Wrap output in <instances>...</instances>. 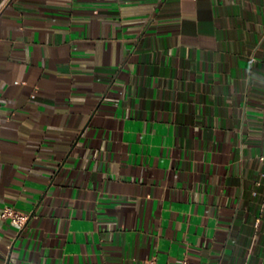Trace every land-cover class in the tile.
Here are the masks:
<instances>
[{
	"label": "crops",
	"instance_id": "1",
	"mask_svg": "<svg viewBox=\"0 0 264 264\" xmlns=\"http://www.w3.org/2000/svg\"><path fill=\"white\" fill-rule=\"evenodd\" d=\"M1 3L0 264H264V0Z\"/></svg>",
	"mask_w": 264,
	"mask_h": 264
},
{
	"label": "built area",
	"instance_id": "2",
	"mask_svg": "<svg viewBox=\"0 0 264 264\" xmlns=\"http://www.w3.org/2000/svg\"><path fill=\"white\" fill-rule=\"evenodd\" d=\"M4 3V2H3ZM0 7L2 6V4ZM31 218V214L28 212L21 211L15 207H4L3 210L0 213V219L7 220L13 224L18 225L19 227L23 228L29 219ZM145 264H162L159 263L156 259H148ZM176 264H204V263H196L189 260H183L182 262L176 263Z\"/></svg>",
	"mask_w": 264,
	"mask_h": 264
}]
</instances>
